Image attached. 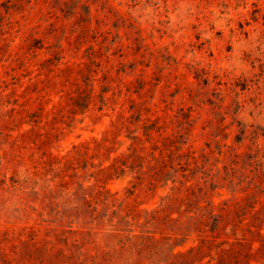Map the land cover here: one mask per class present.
Listing matches in <instances>:
<instances>
[{
	"label": "rangeland",
	"instance_id": "obj_1",
	"mask_svg": "<svg viewBox=\"0 0 264 264\" xmlns=\"http://www.w3.org/2000/svg\"><path fill=\"white\" fill-rule=\"evenodd\" d=\"M66 66L80 67L81 90L93 87L98 96L107 86L118 103L114 112H98L97 99L61 119L44 144L20 150L17 136L32 124L8 122L15 96L49 69ZM130 99L150 109L160 144L165 138L177 148L185 143L179 154L194 152V160L180 161L190 162L186 172L171 171L152 184L136 180L135 171L113 177L105 184L110 202L94 215L52 191L51 176L23 183L29 154L61 157L102 138ZM60 102L51 97L44 111ZM39 108L35 103L29 111ZM118 140L121 150L129 143ZM91 171L78 170L75 188L88 185ZM262 174L264 0H48L40 6L0 0V264L7 258L14 264H215L234 237L253 248L264 237V192L256 182ZM242 219L243 230L235 232ZM199 222L205 233L197 232ZM205 236L219 238L195 256L178 255L201 246ZM31 237L38 249L29 246Z\"/></svg>",
	"mask_w": 264,
	"mask_h": 264
},
{
	"label": "trees",
	"instance_id": "obj_2",
	"mask_svg": "<svg viewBox=\"0 0 264 264\" xmlns=\"http://www.w3.org/2000/svg\"><path fill=\"white\" fill-rule=\"evenodd\" d=\"M47 1L35 0V6L45 4ZM82 31L84 33L89 31L87 25L82 27ZM27 62L28 60L24 59L23 66H21L26 72L29 67ZM38 70L40 72L38 76L42 75L41 71L44 69L40 67V64ZM80 71L81 69L78 66H66L58 72L49 69L44 79L37 78L20 95L15 96L13 100L15 108L12 109L14 115L9 116L8 122H23L28 118L26 122L32 124L30 130L17 136L20 142L17 145L20 150L30 149L31 146L38 145V143L44 144L45 139L48 140L54 131L59 130L58 124L61 119L74 115L80 108L87 109L89 106L95 105L94 102L97 99L101 103V106L97 108L98 112L102 111L103 107L110 108L114 112V108L118 104L115 94L111 93L110 96H107L110 92L107 86H105L106 88L98 96H94L93 87L88 92L81 90L75 82V76ZM9 75L11 76V80L15 82L13 85L19 89L22 88V84L18 85L19 80L17 81L16 79L15 68L9 70ZM104 80L113 82L107 75H105ZM30 86H33L32 90H28ZM16 92L17 90L12 89L11 95L14 96ZM33 94L34 97H32ZM57 95L60 96L61 100L57 107L54 106L51 110L44 111V106L50 102L51 97ZM35 103L40 107L38 112H30L29 106ZM128 103L127 112L125 113L123 110H120L116 113L115 118L109 121L108 126L102 133V138L92 139L90 142L74 146L72 151L61 157L42 153L41 157L34 158V153L29 154L27 160L30 167L26 169V177L23 183H26L28 180L40 181L51 176L52 191L64 193L69 203L77 201L78 203L76 204L78 205L73 207L74 210L79 211V208H85L86 213L94 215L101 206L104 208L108 206L111 195L105 190V184L113 177L122 176L126 171H135L136 180L144 178L148 180L149 184H152L158 183L165 177L170 176L171 171L173 175L177 172H186L190 166V162L181 164L180 161L184 157L187 160H194V152L187 150L185 154H179L185 143H182V146L177 148L171 142L165 144V138L161 139L162 143L160 144V141L156 140L153 135L160 131V127H157L156 120L153 121L147 117L150 109L146 107L145 102H136L130 99ZM123 105L121 104V107ZM157 135L158 138L162 136L161 134ZM120 137L129 142L123 150H121L123 142L118 140ZM175 159L178 162L174 165ZM95 161H97L96 164H94ZM235 164H237V161H235ZM86 169L92 170L87 175L86 183L88 185L85 188L83 186L75 188V175L78 170L84 171ZM262 175L264 176V174ZM253 180L254 178H252ZM18 182L17 180L16 183ZM172 182L174 181L172 180ZM256 182L259 183V186L263 189L262 192H264V180ZM78 191H82L80 197H77ZM122 206L121 210L124 211L126 216H129L131 214L129 206H125V204ZM243 220H240L234 226L235 232L242 226ZM205 228L206 224L199 222L197 232L205 233ZM240 230H243V228L241 227ZM211 238V236L203 237L201 246L191 249L185 254L178 255H182L183 257L195 256L208 243L215 242L219 237L214 236L213 239ZM262 239L257 241L259 245L256 248L252 247V243L248 244L246 239L234 237L229 244L227 242L228 239L221 241V246L228 244L229 247L218 250L215 264H264V237ZM29 241L30 247L38 249L36 237H31ZM201 261L202 259L196 263L202 264ZM6 263L14 264L13 260L9 258L6 259Z\"/></svg>",
	"mask_w": 264,
	"mask_h": 264
}]
</instances>
